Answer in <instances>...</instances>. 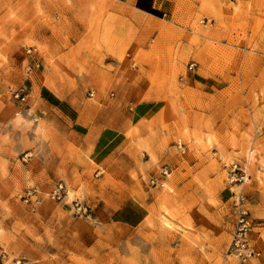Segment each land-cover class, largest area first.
Segmentation results:
<instances>
[{
  "label": "rangeland",
  "instance_id": "1",
  "mask_svg": "<svg viewBox=\"0 0 264 264\" xmlns=\"http://www.w3.org/2000/svg\"><path fill=\"white\" fill-rule=\"evenodd\" d=\"M124 1L0 0V264H264V0ZM95 116L121 131L110 170L64 140ZM239 191L247 261L228 256Z\"/></svg>",
  "mask_w": 264,
  "mask_h": 264
},
{
  "label": "crops",
  "instance_id": "2",
  "mask_svg": "<svg viewBox=\"0 0 264 264\" xmlns=\"http://www.w3.org/2000/svg\"><path fill=\"white\" fill-rule=\"evenodd\" d=\"M158 2L159 0H125L124 4L140 16H153L155 11L160 9ZM41 91L43 103L51 100L56 101V97L49 90L42 88ZM100 119H102V116H95L92 121L93 125H87L75 120L69 130L64 133V140L68 144L87 152L103 170H110L112 168L111 165L114 163L111 159L115 158V151L121 145L123 139L120 135V129L114 126L112 120H110L111 124L101 125ZM130 166H127V171L130 169ZM120 181L128 187L132 186L135 182V180H132V178L125 174ZM129 202L131 200L126 201V203ZM127 207L128 205H124L118 214L121 215L127 211ZM90 209L99 220H109L118 212L117 209L105 203L102 206H97V210L95 211L92 208Z\"/></svg>",
  "mask_w": 264,
  "mask_h": 264
},
{
  "label": "built area",
  "instance_id": "3",
  "mask_svg": "<svg viewBox=\"0 0 264 264\" xmlns=\"http://www.w3.org/2000/svg\"><path fill=\"white\" fill-rule=\"evenodd\" d=\"M34 48L29 47L27 53H32ZM194 63L190 65V69H193ZM34 67L33 64H29V71ZM11 95L14 99L21 103L28 102V94L24 87L11 89ZM250 174L248 167L239 163L232 164V182L244 184L249 179ZM35 191H28L25 195L26 201H28ZM69 192L65 181L60 180L51 188L48 198L56 202L66 201ZM234 203L237 209L236 212V227L232 237V241L228 248V256L235 257L241 261H247L253 257L259 255V252L251 244V240L254 233V222L249 209L246 206V196L242 191L235 193ZM72 208L76 214L87 215L90 214V207L83 201L77 199L72 200Z\"/></svg>",
  "mask_w": 264,
  "mask_h": 264
},
{
  "label": "bare ground",
  "instance_id": "4",
  "mask_svg": "<svg viewBox=\"0 0 264 264\" xmlns=\"http://www.w3.org/2000/svg\"><path fill=\"white\" fill-rule=\"evenodd\" d=\"M252 157V156H251Z\"/></svg>",
  "mask_w": 264,
  "mask_h": 264
}]
</instances>
